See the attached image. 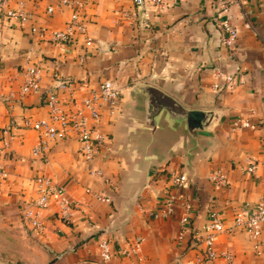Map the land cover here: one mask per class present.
Segmentation results:
<instances>
[{
    "label": "crops",
    "instance_id": "obj_1",
    "mask_svg": "<svg viewBox=\"0 0 264 264\" xmlns=\"http://www.w3.org/2000/svg\"><path fill=\"white\" fill-rule=\"evenodd\" d=\"M25 2L32 14L28 21L0 17V127L10 129L8 145L0 150L8 170L6 177L0 175V201L6 210L21 212L36 194L38 169L67 188L70 218L47 207L41 209L43 230L26 223L45 247L44 260L127 264L119 254L103 262L98 242L106 236L118 249L139 234L147 264H229L224 255L200 259L190 237L191 231L206 228L212 207L232 224L239 214H252L262 193L260 179L247 167L264 155V0H165L164 8L152 6L148 24L137 28L122 16V10L135 8L134 0H88L87 33L76 31L62 41L43 38L36 29L63 27L71 7L60 0ZM47 5L55 6L53 13ZM227 12L238 28L234 56L221 41L220 21ZM27 58H42L44 69L41 89L23 94L21 64ZM54 73L73 83L79 98L107 78L120 86L116 103L102 106L98 125L108 138L91 161L80 153L74 135L52 140L44 159L34 155L40 133L25 121L49 116L47 91ZM225 74L234 76V87L227 85ZM141 83L163 89L187 108L215 110L218 119L209 130L194 134L179 122L148 125L145 97L136 88ZM246 116L251 126H233ZM218 168L228 176L225 186L209 178ZM179 171H187L192 180L187 192L193 210L184 234L179 206L154 216L166 209L172 174ZM258 173L264 176L261 166ZM88 187L110 200L96 197ZM260 240L264 243V223ZM215 247L230 251L233 264H264V253L255 252L254 240L241 226L219 234Z\"/></svg>",
    "mask_w": 264,
    "mask_h": 264
},
{
    "label": "built area",
    "instance_id": "obj_2",
    "mask_svg": "<svg viewBox=\"0 0 264 264\" xmlns=\"http://www.w3.org/2000/svg\"><path fill=\"white\" fill-rule=\"evenodd\" d=\"M60 4L71 7L70 18L63 27L52 28L47 24L37 27L38 35L43 38L48 37L53 41H62L76 31L87 33V21L90 19L87 11L88 0H60ZM164 4L165 0H134L135 8L122 10V16L128 20L131 26L137 28L140 25L148 24L152 6L163 9ZM229 8V5L225 3L223 9L228 11ZM54 10V5H47L46 11L49 14L53 13ZM31 15L25 0H0V17L3 16L24 23L31 18ZM220 24L222 27L221 41L228 47L230 55L234 56L238 28L233 22L232 15L227 12L221 18ZM43 63L42 58H27L21 64L24 81L20 86V91L23 94L35 93L41 89ZM225 77L227 85L234 87L236 84L234 76L225 74ZM52 78L53 86L47 91L49 116L26 119L25 121L27 126L40 133L41 142L35 147L34 155L37 159H44L52 140L61 136L74 135L79 140L80 153L87 161H91L108 138V134L98 125L102 106L106 102L111 105L116 103L120 96V86L113 79L107 78L101 82L99 89H94L89 94L79 98L73 83L65 80L58 73H54ZM59 90L67 93L65 99L60 96ZM251 125L252 121L249 116L239 117L233 123L235 128ZM9 130V127H0V141H3L0 144V150L8 145L5 134ZM260 166L264 169V155L261 160H253L247 167V171L259 178L262 183L261 196L254 204V210L250 216L244 217L239 214L234 223L227 224L221 211L212 207L209 211V223L206 228L191 231L192 246L199 248L200 259L210 261L224 255L229 259V264H233V254L230 251L219 252L215 247V241L219 234L233 233L239 226L243 227L249 237L254 240L255 252L257 254L264 253V243L260 240L262 224L264 223V176L258 173ZM0 175L3 177L8 175L7 167L1 160ZM209 178L217 186L228 184V176L220 168L213 170ZM34 179L36 181V194L27 200L21 209L24 221L37 230H43L41 209L47 207H54L63 218H70L72 200L67 188L41 169H38ZM171 179V191L166 200V209L154 213V216L168 215L174 212L176 206H179L184 234L189 228L193 210V202L187 192L192 180L187 171L174 172ZM87 190L100 199L110 200L109 197L93 191L90 187ZM143 242L144 237L137 234L131 238L127 245L114 249L108 237H101L98 242L99 255L103 262H108L115 254H119L121 258L126 259L127 264H147L146 257L142 252Z\"/></svg>",
    "mask_w": 264,
    "mask_h": 264
},
{
    "label": "water",
    "instance_id": "obj_3",
    "mask_svg": "<svg viewBox=\"0 0 264 264\" xmlns=\"http://www.w3.org/2000/svg\"><path fill=\"white\" fill-rule=\"evenodd\" d=\"M136 88L145 97L146 122L153 127L159 126L162 120L179 122L194 134L196 131L209 130L218 119L217 111L187 108L174 96L155 85L141 83Z\"/></svg>",
    "mask_w": 264,
    "mask_h": 264
},
{
    "label": "rangeland",
    "instance_id": "obj_4",
    "mask_svg": "<svg viewBox=\"0 0 264 264\" xmlns=\"http://www.w3.org/2000/svg\"><path fill=\"white\" fill-rule=\"evenodd\" d=\"M20 210H6L0 201V264H49L45 247L27 229Z\"/></svg>",
    "mask_w": 264,
    "mask_h": 264
},
{
    "label": "trees",
    "instance_id": "obj_5",
    "mask_svg": "<svg viewBox=\"0 0 264 264\" xmlns=\"http://www.w3.org/2000/svg\"><path fill=\"white\" fill-rule=\"evenodd\" d=\"M190 244H192V239H191V237H190ZM18 264H23V263L20 262V263H18Z\"/></svg>",
    "mask_w": 264,
    "mask_h": 264
}]
</instances>
